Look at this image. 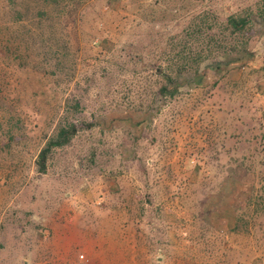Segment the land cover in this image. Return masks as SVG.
I'll use <instances>...</instances> for the list:
<instances>
[{
    "label": "rangeland",
    "instance_id": "374dc122",
    "mask_svg": "<svg viewBox=\"0 0 264 264\" xmlns=\"http://www.w3.org/2000/svg\"><path fill=\"white\" fill-rule=\"evenodd\" d=\"M78 1L0 0V264H264V0ZM207 13L249 18L244 48L157 108Z\"/></svg>",
    "mask_w": 264,
    "mask_h": 264
},
{
    "label": "trees",
    "instance_id": "16d2710c",
    "mask_svg": "<svg viewBox=\"0 0 264 264\" xmlns=\"http://www.w3.org/2000/svg\"><path fill=\"white\" fill-rule=\"evenodd\" d=\"M42 1L46 4L41 5V7L39 8V16L44 15L46 13V10H59L61 7H63L66 11L65 7L67 5L69 9L73 11L74 9H77V5L80 4L78 1L75 5V0ZM176 13L177 12H175V14ZM57 14L59 16L62 15L61 13ZM183 18L184 17H182V19ZM249 21V18L242 17L240 14L235 15L229 13V15L223 20V22H221L219 25H216L213 13H207L199 23H196V21H192V23L187 27L182 28V35L185 37V39H187L181 45L183 49L181 51L182 56L178 59H167V68L163 69L162 67H158V72H156V74L161 75L164 80L163 84L160 86V88H158L155 94L154 104H157V108L158 106L160 107L162 104H165L167 99L176 98L177 94L179 93L177 82L173 80L174 78L171 75L174 71H177L179 73L186 72L188 70L190 72L195 71L204 60V58L202 59V55L205 54V52H209L211 50L215 51L216 53L225 52L229 54V52H237L240 49L244 48L243 45L227 42L230 40H234L236 43H239V37L243 39L246 38V34L251 32V27H248ZM213 25L215 28H218L217 32L221 36V38L215 39V35H211L209 33L211 32ZM202 38L204 40L207 39V42L202 40ZM200 40L201 42H199ZM216 67L218 71L221 70V66L219 64H217L215 68ZM196 77H202V74H197ZM76 132L77 129L73 125H69L66 128L62 127L58 130L56 137L50 139L46 143L45 147L40 151L38 156L40 172L45 169V160L47 159L50 152L55 148L63 147L64 145L69 143ZM244 195L247 201L250 195H248L247 192ZM259 202L257 203V206Z\"/></svg>",
    "mask_w": 264,
    "mask_h": 264
}]
</instances>
